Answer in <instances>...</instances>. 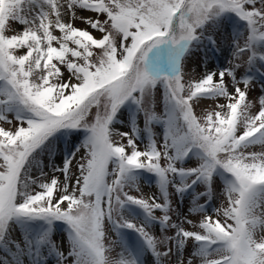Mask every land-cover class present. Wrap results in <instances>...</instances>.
Wrapping results in <instances>:
<instances>
[{
    "label": "snow or ice",
    "instance_id": "obj_1",
    "mask_svg": "<svg viewBox=\"0 0 264 264\" xmlns=\"http://www.w3.org/2000/svg\"><path fill=\"white\" fill-rule=\"evenodd\" d=\"M226 31L229 66L195 78ZM258 62L264 0H0V264H264ZM144 174L159 195L130 194Z\"/></svg>",
    "mask_w": 264,
    "mask_h": 264
},
{
    "label": "rangeland",
    "instance_id": "obj_2",
    "mask_svg": "<svg viewBox=\"0 0 264 264\" xmlns=\"http://www.w3.org/2000/svg\"><path fill=\"white\" fill-rule=\"evenodd\" d=\"M82 14L91 15L90 13H82ZM66 19H70V18H66ZM232 23H235L234 19L229 21V29L231 28ZM75 26L78 28L88 27L87 25L80 22L79 20L75 21ZM88 30L91 31L96 36L100 35L99 33L95 32V30H92L90 28ZM225 37L227 38L229 42L231 41V36L230 34H228L227 31L223 35H217L216 37L217 42H218L217 51H213L211 48L206 49V54H205V51H197L189 59L188 64H187V71L191 72L192 69H195V73L193 75L195 76V78L198 79L200 75L206 70H218L223 67H228L229 61L231 60V53L229 51L227 44L224 42ZM205 65H207V68H205ZM255 68L259 69V72H256ZM255 68H253L251 72V75L254 78V84H253L254 90L250 93L251 99H256L259 95H261V91H260V85H261V80H262L261 73H264V68H261V65L259 62L256 64ZM244 72H245V69L241 68L238 72V76L243 74ZM161 94H162V90L161 92L157 93L158 98L161 96ZM225 102L226 101L224 99L220 100V103H225ZM211 104H212L211 101L202 100L200 104L195 108L196 114L198 116L202 115V110L204 109H207L210 111ZM161 110H162V105L157 108L158 112ZM142 123H143V117L141 116V124ZM3 126L8 127V125H3ZM117 127L121 128V130L123 131L128 130L126 126H121L119 124L117 125ZM154 130L157 132L158 139H159L160 134H162V129L160 128V126H156ZM82 139H83L82 135L79 136V134H75L73 137L61 136L60 141L58 142V147L61 151L67 152V150L71 148L73 145L79 144ZM256 150H259V148L257 147ZM44 160H45V164H47L48 157L45 156ZM59 162H60V157L59 155H57L56 163H59ZM193 164H195L194 158L193 160L189 161L187 166H192ZM45 171L48 172L49 177L53 175V173L50 171L49 168L46 167ZM56 175L60 176V178L62 179V176L60 173H56ZM218 184L222 185V181L218 180ZM202 187L203 186H201V188L197 190L198 191L202 190ZM141 193L147 196H150L153 194L159 195L156 184H155L154 177H152L149 174H144L140 182V192H136L132 190L130 194L139 196ZM201 202L203 203V201ZM223 202H224L223 198L218 197L214 199L213 203L210 205V208H219ZM189 203L190 201L186 199L185 203L181 205V208L186 210L187 207L189 206ZM175 204H176V199L174 197L173 206H175ZM157 214L159 215L160 213H157ZM66 231H67L66 226H64L62 222H57L56 238L59 239L61 236H64L66 234ZM152 231L155 232L156 234H159L155 227L152 229ZM124 238L129 244H134L137 239L136 235L130 231H125ZM116 239L117 237L115 236V233L114 232L111 233V240L115 241ZM109 243H110L109 241H106V246H109ZM112 247L114 248V250L111 253H108V255L115 257L116 254L120 251V247L118 244L112 245ZM144 259L147 261V264H153V258L150 256V254L146 253ZM50 264H55L54 259L50 260ZM196 264H199V261H197Z\"/></svg>",
    "mask_w": 264,
    "mask_h": 264
}]
</instances>
